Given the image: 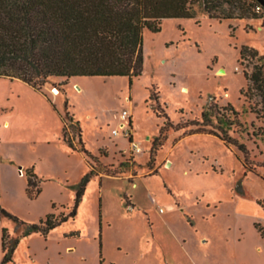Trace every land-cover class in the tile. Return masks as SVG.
I'll return each instance as SVG.
<instances>
[{"label": "rangeland", "instance_id": "1", "mask_svg": "<svg viewBox=\"0 0 264 264\" xmlns=\"http://www.w3.org/2000/svg\"><path fill=\"white\" fill-rule=\"evenodd\" d=\"M222 1L223 10L243 4L262 15L252 0ZM242 47L264 57L261 19L217 21L197 12L162 20L158 33L143 31L142 73L131 82L50 78L37 91L0 78V206L29 225L50 213L59 218L93 173L75 217L46 235H22L23 227L1 218L0 260L3 229L19 237L11 264H234L236 235L259 259L264 88L244 79L259 62H241ZM213 105L232 107L227 135L244 153L196 133L193 123ZM63 129L87 156L62 142ZM30 169L41 185L31 199Z\"/></svg>", "mask_w": 264, "mask_h": 264}, {"label": "trees", "instance_id": "2", "mask_svg": "<svg viewBox=\"0 0 264 264\" xmlns=\"http://www.w3.org/2000/svg\"><path fill=\"white\" fill-rule=\"evenodd\" d=\"M257 4L262 15L243 4L223 10L222 0H0V78L19 80L37 91L50 78L126 77L131 82L142 73L144 30L158 33L162 20L192 19L197 12L217 21L261 19L263 25L264 8ZM239 60L259 62L252 63L250 74L243 71V77L251 83L252 89L264 88V57L251 48L242 47ZM214 107L205 109L200 120L193 123L196 133L213 135L226 147L236 146L244 153V145H237L227 135L234 123L232 107L222 109L228 114ZM78 132L79 142L83 144L80 128ZM62 142L72 152L88 155L84 147L75 149L65 129ZM92 175L89 171L81 179L67 215L57 218L50 213L37 224L29 225L0 206V219L23 227L22 235H46L75 217ZM27 176L25 192L31 199L41 192L40 179L32 169ZM18 242L19 237L9 239L6 229L2 230L0 264L12 263Z\"/></svg>", "mask_w": 264, "mask_h": 264}, {"label": "crops", "instance_id": "3", "mask_svg": "<svg viewBox=\"0 0 264 264\" xmlns=\"http://www.w3.org/2000/svg\"><path fill=\"white\" fill-rule=\"evenodd\" d=\"M130 119H131V117H130ZM130 119L128 121V126L130 125ZM121 123L119 125H121ZM6 126H7V124L4 127H6ZM59 126L61 128V120H60V125ZM238 224H239V222H238ZM240 230L241 229L239 228L237 231L240 232ZM255 233H256V235H259L257 231H255ZM241 236L242 235H240V237ZM261 238H262L261 241L264 242V240H263L264 238L263 237H261ZM250 245L251 244L249 243V246ZM247 248H248V242H246L245 240L243 241L242 237H241V239H238V237L236 235L235 244H234V250H233V261H234V264H264V245L261 246V244H258L256 246L255 250H256L257 253H259V255H258L259 259H256L254 256H252Z\"/></svg>", "mask_w": 264, "mask_h": 264}, {"label": "built area", "instance_id": "4", "mask_svg": "<svg viewBox=\"0 0 264 264\" xmlns=\"http://www.w3.org/2000/svg\"><path fill=\"white\" fill-rule=\"evenodd\" d=\"M121 119L122 120H127V122L129 121V119H130V114L127 112V111H125V110H123V111H121ZM120 126V128H122L123 130L124 129H126V127H125V124L124 123H121V125H119ZM129 128V126L127 127V129ZM113 133L114 134H117V132L116 131H113ZM136 151H139V149L137 148L136 149ZM163 211V209H159V212H162Z\"/></svg>", "mask_w": 264, "mask_h": 264}, {"label": "water", "instance_id": "5", "mask_svg": "<svg viewBox=\"0 0 264 264\" xmlns=\"http://www.w3.org/2000/svg\"><path fill=\"white\" fill-rule=\"evenodd\" d=\"M260 6L264 8V0H255Z\"/></svg>", "mask_w": 264, "mask_h": 264}]
</instances>
